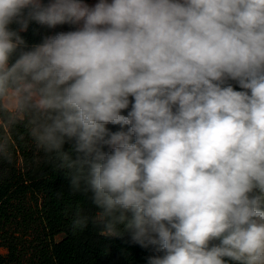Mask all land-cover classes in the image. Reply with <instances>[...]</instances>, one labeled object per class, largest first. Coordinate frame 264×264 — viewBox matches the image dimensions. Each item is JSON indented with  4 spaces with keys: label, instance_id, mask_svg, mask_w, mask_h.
<instances>
[{
    "label": "clouds",
    "instance_id": "obj_1",
    "mask_svg": "<svg viewBox=\"0 0 264 264\" xmlns=\"http://www.w3.org/2000/svg\"><path fill=\"white\" fill-rule=\"evenodd\" d=\"M26 137L96 209L73 234L264 264V0H0V161Z\"/></svg>",
    "mask_w": 264,
    "mask_h": 264
},
{
    "label": "trees",
    "instance_id": "obj_2",
    "mask_svg": "<svg viewBox=\"0 0 264 264\" xmlns=\"http://www.w3.org/2000/svg\"><path fill=\"white\" fill-rule=\"evenodd\" d=\"M60 28L51 30L32 24L22 35L31 46L61 31ZM58 192H62L59 198ZM78 202L89 214L95 213L86 197L69 191L64 175L54 170L45 153L30 139L18 142L11 158L0 161V236L9 249L6 257L0 256V264H23L21 241H16L7 229L14 221L16 229L22 232L37 226L31 264H147L148 257L155 254L151 247L132 243L127 234L102 235L91 223L73 234L69 227L71 213L66 217L65 210L74 208ZM18 217L22 220L18 221ZM61 234L65 237L57 241Z\"/></svg>",
    "mask_w": 264,
    "mask_h": 264
},
{
    "label": "rangeland",
    "instance_id": "obj_3",
    "mask_svg": "<svg viewBox=\"0 0 264 264\" xmlns=\"http://www.w3.org/2000/svg\"><path fill=\"white\" fill-rule=\"evenodd\" d=\"M61 31H65L66 30V25L65 26H61ZM33 205V204H28ZM22 219L18 217V221H21ZM37 228V226L32 225V228H29L28 232L23 231L22 229L20 230L19 228L16 229V222L14 221L10 226H7V229L9 230L10 233H12L13 238L16 241H21V250L23 253V264H31V260L29 259L30 256L32 255L33 249L36 248V244L35 242L33 243V240H35V235L37 233V230H35ZM65 237L64 234L58 235L56 237L57 241H61L63 238ZM1 236H0V256H2L3 258L6 257L9 253V249L2 244V240H1Z\"/></svg>",
    "mask_w": 264,
    "mask_h": 264
},
{
    "label": "crops",
    "instance_id": "obj_4",
    "mask_svg": "<svg viewBox=\"0 0 264 264\" xmlns=\"http://www.w3.org/2000/svg\"><path fill=\"white\" fill-rule=\"evenodd\" d=\"M88 2H89V3H94V2H95V0H88Z\"/></svg>",
    "mask_w": 264,
    "mask_h": 264
}]
</instances>
